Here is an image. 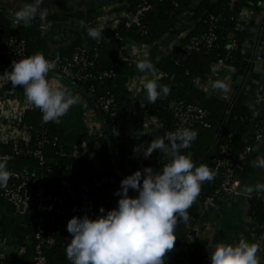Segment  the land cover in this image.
<instances>
[{"label":"trees","instance_id":"obj_1","mask_svg":"<svg viewBox=\"0 0 264 264\" xmlns=\"http://www.w3.org/2000/svg\"><path fill=\"white\" fill-rule=\"evenodd\" d=\"M128 3V11L135 12L142 0H125ZM153 3L151 9L146 11L140 19V25H122L117 32L120 37L109 29H103V37L99 40L88 35L87 29L75 38L69 45L54 51L40 34V21H34L28 26L13 27L4 7L0 4L1 33L5 37H19L27 41V52L32 55L43 53L45 57L61 59L70 57L80 48L89 49L90 58L94 61V78L87 81L69 80L63 74L53 71L64 82L71 83L75 88L90 95L91 100L98 103L103 96L112 95L116 100V114L110 115L99 109L100 117L106 125V131L98 138L97 153L101 156L105 172L94 174L83 169H92L89 157L74 158L62 154L69 153L73 147L79 144V139L67 129L55 121L45 123L42 113L37 107L25 110L22 122L30 129L28 141L19 138L17 140L20 153L7 161L15 167L34 169L39 167V157L35 151L39 150L45 158L49 168L48 190L58 192L61 181L66 177L76 178L77 187L80 190L89 189L93 198L87 201H78L70 207V210L96 215L99 209L105 210L117 206L119 197L115 195L120 185L114 181V171L124 164L128 156L133 153L135 141L125 135L126 121L129 110L124 106L125 100L130 97L131 91L122 83H116V78H102L101 72L112 71L120 76L127 67V61L118 58V50L123 46L126 38L144 44H152L160 40L167 32L174 29L184 14L191 10L189 16V28L182 41L167 55L158 59L155 63L162 73L173 77L170 85V93L165 95L157 106L150 107L148 111L158 117L169 116L172 120L171 132H174V115L171 103L176 100H184L198 104L208 110L206 121L195 123L190 129L198 135L190 147L181 149L183 154H190L195 166L205 164L213 172L211 181H204L196 200L187 209V214L197 216L199 206H205V195L210 194L222 179V172L212 169V159L220 156V145H228L232 155H238L247 145L246 136L252 126V112L243 101L229 102L217 95L208 94L203 88L195 84V80L212 71L220 62H225L231 67L241 68L245 59V45L249 38V25L246 21H239V13L246 7L260 10L264 7V0H238L234 6L230 0H150ZM193 8V9H192ZM63 15L53 14V18ZM216 19V20H214ZM140 31H137L140 28ZM211 30L216 33V39L211 46L205 42L197 49H193L189 56L190 39L195 35L208 34ZM109 36V40L106 37ZM237 41V48L228 55L226 45L231 38ZM0 64L10 66L4 57L0 58ZM230 110H232L231 116ZM261 119H264V114ZM116 128L120 133H114ZM255 136V135H254ZM253 138V137H252ZM215 139V142H214ZM12 143L5 145L10 149ZM117 152V153H116ZM249 158V157H248ZM171 159L161 162L157 169L162 168ZM249 161V159H247ZM246 160L240 175L248 165ZM78 166V168H76ZM124 173V172H123ZM128 173L121 175V180ZM2 188H0V201ZM5 203V202H4ZM250 213L258 225L264 224V193L255 192L250 201ZM33 239L28 247L29 256L33 253ZM28 254L26 256H28ZM25 256V262L27 258ZM49 264H71L67 259L66 251L60 247H50L47 251ZM210 257H200L196 262L188 264H205ZM28 264V263H25Z\"/></svg>","mask_w":264,"mask_h":264},{"label":"crops","instance_id":"obj_2","mask_svg":"<svg viewBox=\"0 0 264 264\" xmlns=\"http://www.w3.org/2000/svg\"><path fill=\"white\" fill-rule=\"evenodd\" d=\"M28 2L30 0H0L13 27L23 25L18 24L14 16L16 11L25 7ZM42 7L49 8L46 19L41 20L37 15L34 21H40L41 37L54 51L69 45L89 27L109 29L111 32L118 29L129 12L125 0H44ZM58 13L63 16L52 17ZM191 13V10L187 11L178 25L157 42L148 45L133 38H126L123 53L118 50V58L127 61L128 65L116 78V83L124 84L131 91L124 106L130 111L126 121L128 138L135 141V146L133 153L114 173L121 170L131 174L145 166L160 171L156 166L165 161L164 156L167 154L158 150L153 151L147 159L142 154L141 146L146 147L152 139L158 135L163 136L172 128L169 116L161 118L148 111L150 107L157 106L165 95L162 93L155 103H148L144 84L148 80L156 79L161 85H172L173 77L158 70L155 62L167 55L186 36ZM244 21L249 25V38L245 45L246 59L252 48L255 55L264 53V7L260 10L251 8ZM145 56L153 67L141 72L137 69L136 63ZM252 62L251 59L250 65ZM240 69L220 66L197 78L195 84L208 94L217 95L229 102L234 101L238 93L243 91L241 101L250 107L252 125L255 127L256 123H264V119H261L264 114V93H260L259 84L252 80H248L249 85L245 88L247 74L241 73ZM6 70L11 71V66L0 64V151L6 149L5 145L14 138L24 140L30 138V129L22 126L24 124L22 118L25 110L35 107L26 99L22 86L13 87L11 82L7 81V77L3 75ZM217 80L224 82L227 89L216 88ZM62 82L64 83L63 80ZM67 85L66 88L75 103L66 115L55 122L79 139V144L74 146L71 152L78 150L83 154L74 158L89 157L92 162L90 171L94 174H104L105 168L98 169L93 162V157L99 155L96 151L98 138L107 130L100 117L99 104L91 100L90 95L75 88L72 83ZM254 134L251 127L246 141L254 144L253 151L249 155L245 171L239 175V193L225 195L214 207L201 205L197 216L188 214L187 221H178L175 228L177 239L174 248L166 254L165 264H188L196 262L200 257H211L217 243H237L242 238L258 244L257 255L261 259V264H264V224H257L249 208L255 191L250 196L244 192L246 187L264 183V169L254 167V159L258 156L264 157V136L261 140L255 141ZM99 157L101 158L100 155ZM98 214L89 217L95 218ZM74 215L85 214L63 207H58L52 214L49 221L51 247L60 246L66 251L67 243L71 240L66 225ZM33 231L34 219L30 209L22 207L16 209L0 201V264L29 263L31 256L28 254V247Z\"/></svg>","mask_w":264,"mask_h":264},{"label":"clouds","instance_id":"obj_3","mask_svg":"<svg viewBox=\"0 0 264 264\" xmlns=\"http://www.w3.org/2000/svg\"><path fill=\"white\" fill-rule=\"evenodd\" d=\"M44 0H30L16 11L14 19L25 26L37 15L46 19L49 8L42 7ZM83 23V22H81ZM88 35L99 40L103 28L89 27ZM54 64L43 53H35L13 60L11 71H5L13 87L22 86L26 99L39 108L45 123L66 115L75 103L66 87H51L46 78ZM139 71L152 69L145 56L136 63ZM215 87L226 90L227 85L217 80ZM148 103H155L163 93L171 89L156 79L144 84ZM198 133L190 128L177 129L158 135L146 146H141L145 159L158 150L171 157L162 170L151 166L137 169L120 182L115 195L117 206L99 209L95 218L85 214L71 217L66 225L71 240L66 246V256L71 264H165L166 254L174 248L178 221H187V209L200 193L204 181L214 178L205 164L194 165L190 154L181 149L190 147ZM254 167L264 169V157L254 159ZM7 161L0 159V188L7 186L10 178ZM132 190L136 195H129ZM264 193V183L246 187L249 196L253 192ZM256 242L240 239L237 243H217L210 257V264H261Z\"/></svg>","mask_w":264,"mask_h":264},{"label":"built area","instance_id":"obj_4","mask_svg":"<svg viewBox=\"0 0 264 264\" xmlns=\"http://www.w3.org/2000/svg\"><path fill=\"white\" fill-rule=\"evenodd\" d=\"M237 1L238 0H230V5L234 6ZM152 6L153 3L150 0H142L135 12H128L122 25L131 26L133 24H138L141 26V16L146 11L151 9ZM250 9V7L244 8L239 13L238 20L244 21V17ZM140 29L141 27L138 28L137 31H140ZM117 30L118 29H115L112 32H114L116 36L120 37ZM109 39V36H107L106 40ZM215 39L216 33L213 30H211L208 34L193 36L190 39L188 51L185 53V56H189L191 51L196 48L198 49L203 42H205L208 46H211ZM237 45L236 39L232 37L226 45L228 55H230L231 52L237 48ZM26 47L27 41L25 39L19 37L8 38L2 35L0 31V58L4 57L10 66L13 60H19L20 58L30 55L27 52ZM119 49L122 51L123 46ZM89 54V49L83 47L70 57H63L58 60L47 57L46 59L54 64V67L46 76L50 86L54 88L64 86L61 78L53 74V71H57L63 74L64 77H68L71 80L87 81L89 79H93L96 64L90 58ZM253 61H260L259 54H254ZM220 66L222 68L231 67L225 62H220L212 71ZM258 68L259 67H256V69ZM100 74L102 78L118 77V75L112 71H103ZM98 104L104 112L109 113L110 115L116 114L117 103L114 96H103L99 99ZM171 109L174 115V132L177 129L189 128L195 123H203L205 126H210V124L206 121L208 110L198 104L189 103L184 100H176L171 103ZM22 126L26 128L24 124H22ZM251 127H253L255 133L254 140H261L264 136V123H256L255 127L253 125ZM113 132L120 133L116 128H113ZM125 135L128 136L127 127L125 129ZM18 139L19 138L12 139L10 142L12 143L10 149L6 148L0 151V159L8 161L11 160L15 154L20 153L17 143ZM29 139H26V141ZM253 145V143H247L245 148L238 155H232L227 144L222 143L220 145V156L212 159V169L214 171L222 172V179L220 183L217 184L213 192L205 195V206L209 208L214 207L225 195L239 193L240 170L243 169V165L253 151ZM35 154L40 160L38 168L29 169L21 166L15 167L12 164H8L11 174L7 186L2 188L1 197L5 203L12 205L16 209L21 207L28 208L32 213L34 219V231L32 234L34 245L33 253L28 264H49L47 251L51 247L49 221L52 214L58 207L70 210V207L75 205L76 202L90 200L93 198V195L87 188L83 190L78 189L77 180L72 177H66L61 181V186L58 192L49 191L47 184L49 177V168L46 165L47 161L39 150L35 151ZM62 154L70 157H77L81 156L83 153L77 150L76 152L73 151L71 153L62 152ZM164 157L165 161L171 159L169 155H165ZM93 162H95V166L98 169H104V165L99 155H95L93 157ZM123 174L124 173L121 170L114 173V181L117 185H120V177ZM129 195H136V193L130 190ZM205 264H210V258L205 261Z\"/></svg>","mask_w":264,"mask_h":264},{"label":"water","instance_id":"obj_5","mask_svg":"<svg viewBox=\"0 0 264 264\" xmlns=\"http://www.w3.org/2000/svg\"><path fill=\"white\" fill-rule=\"evenodd\" d=\"M263 25H264V23H263ZM253 56H254V48H252V50L248 54L247 58L244 59L240 71L243 74H247V82H246L245 88H247V86L249 85L248 80H252V81H254L255 84H257V83L259 84L260 93L263 94L264 93V53L259 54L260 61H253L250 65V60L251 59L253 60ZM248 65H250V68H248ZM256 67H259V68L256 69ZM249 69H251V70L247 72V70H249ZM67 79L71 80L68 77H67ZM64 84H65V87H68L66 82H64ZM242 96H243V91H240L238 93L236 99L234 100L235 103L240 102L242 99ZM99 109L101 110L100 106H99ZM231 114H232V110H230L229 116H231ZM214 142H215V139H214ZM76 168H78V166ZM83 170L85 172H90V168H88V167H85Z\"/></svg>","mask_w":264,"mask_h":264}]
</instances>
